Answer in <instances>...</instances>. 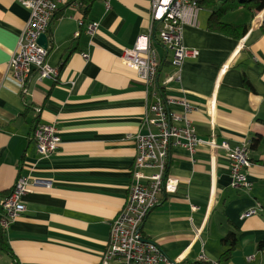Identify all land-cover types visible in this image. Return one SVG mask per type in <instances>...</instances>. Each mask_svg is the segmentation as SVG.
<instances>
[{"label":"crops","instance_id":"1","mask_svg":"<svg viewBox=\"0 0 264 264\" xmlns=\"http://www.w3.org/2000/svg\"><path fill=\"white\" fill-rule=\"evenodd\" d=\"M150 15V0H109V8L99 0L87 14L83 6L62 7L47 32L49 64L60 69L59 80H34L24 95L8 68L30 14L17 0H0V219L3 199L20 176L52 184L23 196L26 212L3 231L15 260L0 253V264H102L110 223L129 193L136 156L132 137L147 132L146 88L121 57L139 39L146 42ZM210 15L202 8L200 27L185 29V45L198 49L200 57L185 62L179 79L166 86L175 72L172 55L154 44L162 63L161 97L174 101L173 113H182L176 101L183 98L196 107L191 119L201 138L215 133L219 143L249 145L253 187L232 188L223 151L201 148L191 156L174 147L168 176L178 181L177 192L163 197L143 233L177 264H264V251H258L264 241V10L239 8L223 18L250 27L239 41L209 30ZM82 19L98 23V32L88 35ZM38 123H55L63 142L48 159L33 141ZM257 136L263 141L252 148ZM256 207L257 215L242 219ZM229 233L237 235L238 245L230 260L220 262Z\"/></svg>","mask_w":264,"mask_h":264},{"label":"built area","instance_id":"2","mask_svg":"<svg viewBox=\"0 0 264 264\" xmlns=\"http://www.w3.org/2000/svg\"><path fill=\"white\" fill-rule=\"evenodd\" d=\"M201 0H150L151 15L149 35L146 42L139 39L132 49H128L121 57L122 63L137 73L148 94L143 126L147 132L132 137L136 145V156L131 173V183L126 202L117 217L110 223V238L102 257V264H170L156 243L145 239L143 228L149 215L160 205L165 195L175 194L178 181L168 176V164L172 148L185 149L194 156L201 148L210 151H223L228 155L230 164L231 186L236 189L251 190L252 182L247 170L252 167L249 145L231 146L228 142H218L213 133L207 138L198 135L191 114L196 107L187 99L177 102L182 113H173L169 105L173 100L165 101L161 97V86L158 75L161 59L154 46L162 44L171 53V65L174 73L163 83V86L179 79V73L185 62L197 60L200 51L187 47L184 43V32L187 27L199 28L202 7ZM18 4L29 14L17 44L16 51L9 63V73L28 95L30 86L35 80L57 82L60 69L49 64L50 49L39 45L41 35L47 34L57 13L64 6L72 4L81 8L79 0H17ZM109 8V0H106ZM262 21L255 22L256 27ZM157 26V27H156ZM80 27L85 28L88 35L98 32L99 24L85 23L82 19ZM80 31L75 33L77 38ZM82 57L87 61L89 53ZM215 109L210 105V111ZM33 141L41 158L56 155L63 144L59 129L55 123H39L33 130ZM52 184L34 176H20L11 191L3 199V215L0 227L6 231L11 223L26 212L23 196L33 189H50ZM192 211L198 207L192 206ZM259 207L245 211L242 219L257 215ZM201 261H206L202 256ZM248 261H253L250 256Z\"/></svg>","mask_w":264,"mask_h":264},{"label":"trees","instance_id":"3","mask_svg":"<svg viewBox=\"0 0 264 264\" xmlns=\"http://www.w3.org/2000/svg\"><path fill=\"white\" fill-rule=\"evenodd\" d=\"M83 5V8L87 13L91 10L92 6L99 0H79ZM200 6L211 11L210 19L208 22V28L211 31L224 33L235 40L239 41L244 38L249 32V26L247 25H231L223 22V18L230 12H233L239 8H244L250 12H257L264 10V0H247L240 2L239 0H201ZM262 31H264V22L262 25ZM39 124V123H38ZM37 124V125H38ZM37 125L35 127H37ZM263 139L257 136L252 141V148H256L257 145L262 142ZM11 193V192H10ZM9 193V194H10ZM7 194L5 197H7ZM223 244L228 246V250L222 256L220 262H226L231 259L233 252L236 250L238 245V238L235 233H229L222 241ZM258 251H264V241L258 244ZM0 253H6L11 256L14 260V256L9 249L5 234L0 227ZM18 264V263H15Z\"/></svg>","mask_w":264,"mask_h":264},{"label":"water","instance_id":"4","mask_svg":"<svg viewBox=\"0 0 264 264\" xmlns=\"http://www.w3.org/2000/svg\"><path fill=\"white\" fill-rule=\"evenodd\" d=\"M239 1H240V2H244V1H247V0H239ZM156 27H157V26H156ZM38 43H39V45L42 46L43 48L48 49L49 46H48L47 34H43V35H41L40 38H39V40H38ZM168 261H169L170 264H177V263H175V262L172 261V260H169V259H168Z\"/></svg>","mask_w":264,"mask_h":264}]
</instances>
